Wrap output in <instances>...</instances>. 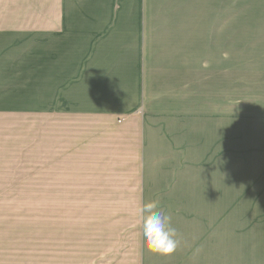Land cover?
I'll list each match as a JSON object with an SVG mask.
<instances>
[{"label":"crops","instance_id":"obj_1","mask_svg":"<svg viewBox=\"0 0 264 264\" xmlns=\"http://www.w3.org/2000/svg\"><path fill=\"white\" fill-rule=\"evenodd\" d=\"M180 6L0 0V114L46 121L34 130L32 150L48 173L34 189L62 206L59 198L72 196H136L140 207L159 202L179 243L160 255L141 234V264H264V172H184L182 143L169 133L178 114L155 108L185 97L179 73L190 67L181 42L197 32L198 10L190 16ZM122 146L130 149V174L105 176L112 170L104 167L99 177ZM163 161L170 172L159 171ZM233 206L246 207L252 223L234 244Z\"/></svg>","mask_w":264,"mask_h":264},{"label":"rangeland","instance_id":"obj_2","mask_svg":"<svg viewBox=\"0 0 264 264\" xmlns=\"http://www.w3.org/2000/svg\"><path fill=\"white\" fill-rule=\"evenodd\" d=\"M170 3L181 4L186 15L198 10L197 32L181 42L190 67L179 73L185 97L155 107L178 114L169 133L182 143V170L264 172V0ZM42 124L30 114H0V264H141L138 197L59 198L64 207L46 190L34 189L48 173L32 150L34 130ZM129 150L122 146L117 163L109 158L98 176L104 167L112 170L105 176L129 175ZM165 150L160 144L159 152ZM159 171L170 172L169 161ZM246 216V207L233 206L232 244L252 225Z\"/></svg>","mask_w":264,"mask_h":264},{"label":"clouds","instance_id":"obj_3","mask_svg":"<svg viewBox=\"0 0 264 264\" xmlns=\"http://www.w3.org/2000/svg\"><path fill=\"white\" fill-rule=\"evenodd\" d=\"M138 212L144 246L160 255L172 254L179 243L177 232L171 224V217L160 208L159 202H145Z\"/></svg>","mask_w":264,"mask_h":264}]
</instances>
